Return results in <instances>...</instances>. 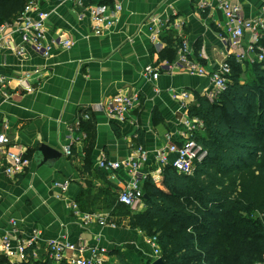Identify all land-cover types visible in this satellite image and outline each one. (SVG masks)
<instances>
[{
    "label": "crops",
    "instance_id": "1",
    "mask_svg": "<svg viewBox=\"0 0 264 264\" xmlns=\"http://www.w3.org/2000/svg\"><path fill=\"white\" fill-rule=\"evenodd\" d=\"M88 1L99 4L104 0ZM106 1L112 7L121 5V10L115 27L104 35L94 33L89 12L80 18L75 4L49 0L41 6L52 12L48 39L60 36L71 39L73 45L53 46L49 56L29 50L22 57L16 53L21 37L15 35L11 47L0 50V74L6 77L0 86V133L10 137L11 151L25 152L29 159L22 173L11 175L0 154V248L5 235L28 237L35 228L40 239L29 252L36 260L48 256V242L53 239L103 246L108 251L114 242H137L140 235L122 232L115 219L119 214L113 212L122 204L119 193L132 179L130 173L105 171L97 162L102 157L135 156L136 147L143 145L150 157L140 172L165 189L163 170H158L155 157L157 149L168 142H181L182 111L173 95L188 90L194 102L197 92L202 94L212 86L208 78L198 75L162 69L157 80H150L144 71L175 59L181 40L190 43L193 58L208 69H218L225 59L220 39L224 18L216 5L201 9L200 0ZM234 1L247 18L257 16L264 6V0ZM152 14L162 21L179 20L182 26L169 27L152 41L148 23ZM248 42L249 36L244 51ZM120 89L141 93L132 111L134 123L107 114L106 104ZM83 115L89 116L91 127L81 124L89 119ZM41 143L63 152L53 167L36 164L34 154ZM66 149L72 153L66 154ZM175 157L170 155L172 160ZM66 181L69 187L64 192L56 184ZM72 203L83 212L103 213L116 227L86 226L75 215ZM130 208L133 213L143 212L144 198Z\"/></svg>",
    "mask_w": 264,
    "mask_h": 264
},
{
    "label": "trees",
    "instance_id": "2",
    "mask_svg": "<svg viewBox=\"0 0 264 264\" xmlns=\"http://www.w3.org/2000/svg\"><path fill=\"white\" fill-rule=\"evenodd\" d=\"M26 2L0 0V24L14 20ZM228 61L232 72L226 90L213 100L197 92L190 107V114L203 122L195 138L207 156L193 175L178 173L171 159L163 168L165 189L147 177L146 209L131 211L129 217L131 228L157 238L164 264L264 261V60L239 63L230 57ZM249 62L250 78L243 79ZM90 120L81 124L91 127ZM238 120L244 125H237ZM108 255L117 258V264H154L157 259L144 261L119 249ZM0 264L69 263H57L49 256L11 262L0 254Z\"/></svg>",
    "mask_w": 264,
    "mask_h": 264
},
{
    "label": "built area",
    "instance_id": "3",
    "mask_svg": "<svg viewBox=\"0 0 264 264\" xmlns=\"http://www.w3.org/2000/svg\"><path fill=\"white\" fill-rule=\"evenodd\" d=\"M49 0H27L24 9L17 17L0 24V50L11 47L12 38L20 35L21 43L16 46V53L19 56H26L28 51H34L46 56L50 55L53 46L70 48L73 45L71 39H62L60 36L48 39L47 22L52 12L43 9L41 6ZM59 4L71 2L80 9L79 17L82 18L89 12L93 24V31L97 35H104L110 32L118 20V12L121 5L111 6L107 3H87L86 0H56ZM219 7L223 12V30L220 34L221 43L225 49V59L218 69H208L199 60L193 58L194 52L187 40H182L177 47V56L169 62H164L159 66H148L144 73L150 80H157L161 75V70L168 73L183 72L190 75H198L208 78L211 88L205 89L203 95L210 99H217L227 88L228 76L232 69L228 61L230 57L243 63L246 60L253 62L255 59L264 60V45L260 44L264 38V6L260 13L251 18L243 15L242 8L234 0H200V8L207 9L211 6ZM151 30L152 41L158 40L163 32L169 27L180 28L181 21H162L157 14L148 17ZM249 36L247 49L243 50L246 37ZM36 73L39 69L34 70ZM29 75V73H28ZM6 77L0 74V86H3ZM190 92L179 90L174 93V99L180 103L182 116L180 117L181 142H168L165 146L157 149L156 161L159 164V171L171 161L170 155H176L173 159V167L180 174L193 175L196 166L207 156V151L196 140L195 135L201 131L203 122L190 114ZM141 93L139 91H128L120 89L114 94L106 104V111L110 118L124 122L131 120L132 111L139 105ZM89 118L87 115H83ZM80 121H77L79 125ZM170 139V138H169ZM10 137L0 133V154L7 161L6 172L8 174H20L29 164V159L25 152L11 151L8 148ZM71 149H66V154L70 155ZM150 152L143 145L136 147L135 156L125 159H110L102 157L98 160V168L109 172L127 171L132 178L119 193V201L130 207L144 198L142 183L147 177L140 172V168L148 161ZM57 186L65 192L68 190L69 182L57 183ZM71 207L76 216L82 219L86 226L98 224L105 226L110 224L116 227V223L109 222L103 213L83 212L76 203ZM40 239V231L35 228L28 237H20L14 233H9L3 237L0 254H4L12 261H28L32 254L28 252ZM156 257H161V249L154 236L150 241ZM108 250L103 246H91L87 243H74L67 239H53L48 242V256L59 263L66 260L69 264H106Z\"/></svg>",
    "mask_w": 264,
    "mask_h": 264
},
{
    "label": "rangeland",
    "instance_id": "4",
    "mask_svg": "<svg viewBox=\"0 0 264 264\" xmlns=\"http://www.w3.org/2000/svg\"><path fill=\"white\" fill-rule=\"evenodd\" d=\"M250 62H249V66L246 68L247 72H246V77L247 79L250 78V73H248V70L250 69ZM192 103H194L192 101ZM237 125H244V122L241 120V122H239V120L236 122ZM124 208V209H123ZM115 207L113 209V212L114 213H118L119 216H116L115 219L118 221V227H120L119 229L122 230V232L124 231L125 233H137L138 236L136 240L137 242H134V244H130L128 241H126L127 243H122L121 245H117V243H113L114 246L112 248L109 247V251H112L114 249H119L121 251H124V252H134L136 255H138L139 257L143 258L144 261H148V260H154L156 257V255H154L152 252H153V247H152V244H151V240L153 238V236H150L148 233H145L143 232V234H139V231L140 229H133L130 227V224H129V217L132 215V212H131V208H125V207ZM110 207L107 208V210L105 211V213H110ZM128 236V235H127ZM137 236V235H136ZM147 239V240H146ZM131 245H133V247H131ZM138 245V246H137ZM140 245V246H139ZM133 248V249H132ZM152 249V250H151ZM9 259V258H8ZM10 260V259H9ZM11 262H16V261H12L10 260ZM155 261V260H154ZM118 260L117 258L111 256V255H107V262L106 264H117ZM255 264H264V261H260L258 263H255Z\"/></svg>",
    "mask_w": 264,
    "mask_h": 264
},
{
    "label": "water",
    "instance_id": "5",
    "mask_svg": "<svg viewBox=\"0 0 264 264\" xmlns=\"http://www.w3.org/2000/svg\"><path fill=\"white\" fill-rule=\"evenodd\" d=\"M63 156V152L60 150L46 144V143H41L39 147L37 148L35 154H34V159L35 162L38 166H48V167H53L54 164ZM146 197V195H145ZM154 264H164V261L162 257H158L155 261Z\"/></svg>",
    "mask_w": 264,
    "mask_h": 264
}]
</instances>
